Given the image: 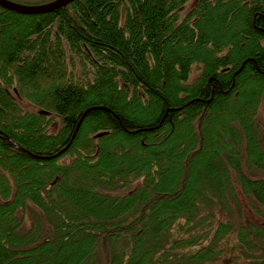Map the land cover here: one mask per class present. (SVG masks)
<instances>
[{"label":"trees","instance_id":"1","mask_svg":"<svg viewBox=\"0 0 264 264\" xmlns=\"http://www.w3.org/2000/svg\"><path fill=\"white\" fill-rule=\"evenodd\" d=\"M188 1L0 7V264H264V0Z\"/></svg>","mask_w":264,"mask_h":264},{"label":"rangeland","instance_id":"2","mask_svg":"<svg viewBox=\"0 0 264 264\" xmlns=\"http://www.w3.org/2000/svg\"><path fill=\"white\" fill-rule=\"evenodd\" d=\"M194 1H195V0H189V1L186 3V6H185V10H184V12H186V11L190 8V6L192 5V3H193ZM222 9H223V7H221L220 9H218L216 13H212V14H211V18H212L213 21L217 18V16H218L219 13L222 11ZM79 21H80V22H84L81 18H80ZM205 27H206V25H203V26H202V28H205ZM207 27H209L210 31H213V30L216 29V27H215L214 25L207 26ZM202 33H203L204 36L207 35V33H206L205 30H204ZM168 60H171V58L168 57ZM109 64H110V63H109ZM195 77H196V74H195V73L192 74L191 77H190V81H193V80L195 79ZM75 82H77V81H75ZM33 88H34V86L31 87V90H32ZM234 97H235V100H236V99H237V96L235 95ZM233 102H234V101H233ZM19 105H20V106L23 108V110H25V111H29V112H30V111H36V112H37V108H35V107H33L32 105H30L28 102L20 101ZM131 112H133V113L135 114V116H137V117H143V116L146 115V114L144 113V111H138V110L134 111V110H131ZM261 112H262V114H261V116H260V119H261V120H264V103H263V105H262V107H261ZM228 113H230V111H228ZM159 127H160V126H158L157 128H155V130L158 129ZM49 128H51L52 131H56V130H57V124L52 123V124L50 125ZM263 137H264V136H263ZM177 139H179V141H181L183 138L178 136ZM261 150H263V149H261ZM179 167H180V165H179V166L176 165V166H175V169L179 171ZM247 174H248L250 177L264 178V170H263V171H262V170H258V171H249ZM232 179H233V182L235 183L236 180H235V177H234L233 174H232ZM235 184L237 185V183H235ZM237 191H238V193H239V195H240V198H241V201H242V210H243V212H245V213L242 215V217L244 218V220H245L246 222L256 223V224H259V225L264 226V215H262V216H258V215H255L254 213H250L249 209L247 208V203L250 202V199H249V200L244 199L245 196H244V197L241 196V194H240V192H239L238 189H237Z\"/></svg>","mask_w":264,"mask_h":264},{"label":"water","instance_id":"3","mask_svg":"<svg viewBox=\"0 0 264 264\" xmlns=\"http://www.w3.org/2000/svg\"><path fill=\"white\" fill-rule=\"evenodd\" d=\"M73 0H54L50 3L44 4V5H38V6H23V5H19L13 2H10L8 0H0V7L16 12V13H20V14H42V13H47V12H51L54 11L58 8H61L65 5H67L68 3H70ZM97 137L100 136V134L96 135ZM69 143L60 151H58L55 155L58 154H62L65 149L69 146ZM37 158H45V159H49L52 157H46V156H40L37 155Z\"/></svg>","mask_w":264,"mask_h":264}]
</instances>
